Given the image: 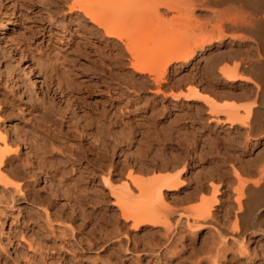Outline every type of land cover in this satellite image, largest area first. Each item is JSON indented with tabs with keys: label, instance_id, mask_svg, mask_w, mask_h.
<instances>
[{
	"label": "rangeland",
	"instance_id": "rangeland-1",
	"mask_svg": "<svg viewBox=\"0 0 264 264\" xmlns=\"http://www.w3.org/2000/svg\"><path fill=\"white\" fill-rule=\"evenodd\" d=\"M72 2L0 0V23L7 26L0 31V124L8 136H13L14 142L21 143L16 161L20 169L23 160H31L33 155L22 142L28 134L41 139L49 136V132H59L62 136L69 132L66 142L56 135L57 141L52 143L56 154L53 164L63 165L65 161V166L69 165L67 147L81 144L89 149L93 139L100 134L106 140L109 151L105 165L121 171L120 175L115 171L111 174L114 188L127 183L125 174L128 165L135 170L143 166L141 169L146 172L134 173L144 180L154 173L176 175L186 164V172L181 175L185 184L176 195L167 196L168 204L177 212H182L197 206L201 197H211L208 195L210 192H205L204 196L198 195L191 202L184 200L193 191L196 177L204 173L201 178L209 179L204 181V185L208 187L210 181L220 189L216 198L221 206L214 208V215L221 219L219 226L226 232L206 227L195 235L183 225L172 226L175 231L169 242L161 236L165 233L162 227L153 230L142 228L135 234L129 230L131 222L125 224L119 217V211L112 205L113 198L101 184L100 174L97 173L95 181L87 176L82 180L77 178L78 184L71 187L74 192L71 195L64 193L66 186H49L43 181V174L32 171L37 175H30L28 181L34 180L33 186L41 197L48 195L51 205H54L53 210H49L55 212L54 222L51 223L54 233L44 226L43 218L39 217L42 210L35 205L22 199L13 208L0 204V264H26L27 258L32 257V251L20 238L30 234L23 224L24 213L43 224L46 229L44 235L49 236L47 239L51 240V244L55 241L53 264H210L208 258L222 245L219 244V232L226 235V250L220 264H264V200L250 209L252 217L258 218L256 227L262 233L252 235L253 220L248 222L246 250L243 253L237 250L234 240L227 234L234 224L237 209L233 188L238 182L232 175L233 169L248 168L251 171L243 172L241 177L253 181L259 179L258 168L264 165V114L257 117H261L260 124L257 123L259 119H255L259 130L255 140L244 144L245 130L239 126L232 129L228 124L215 123L212 121L215 117L208 114L205 104L172 99L197 87L202 94L213 97L218 105H251L256 95L254 86L246 82L229 84L218 70L233 68L247 62L249 57L256 60V44L237 39L239 35L235 30L225 31L220 41L214 39L205 44L188 62L170 64L165 73L166 81L156 95L157 88L149 77L132 70L124 47L115 40L107 39L81 12L70 11L68 8ZM229 2L236 3H232L233 0ZM228 4L215 9L221 11L230 7L233 13L238 7L226 6ZM174 14L168 13L166 17L170 19ZM188 16H181V20L177 16L173 19L175 22L166 25L164 44H170L175 49L194 36L204 38L206 35L207 38L217 32L216 22L208 10L198 9L193 16ZM211 28L215 31L212 32ZM244 35L247 34L241 33L240 36ZM148 45L147 48H150L151 44ZM242 71L243 68L241 72L239 70V75L250 76ZM219 118L224 119L223 116ZM81 131L85 135L83 138H79ZM46 140L49 151L50 139ZM192 141L195 144H191ZM89 151L92 152L88 157L95 161L93 146ZM135 156L140 164H136ZM166 164L171 166L162 169ZM214 166H218L220 171H216ZM76 167L86 170L88 164L81 160ZM70 196H74L73 199ZM229 201L233 210L224 221L221 215L229 207ZM135 202L138 205L142 200ZM65 227L67 232L62 233ZM125 235L136 242L137 252H132V243L125 244ZM62 246L65 249L59 251ZM125 247L129 249L126 251ZM44 253L49 255L51 252Z\"/></svg>",
	"mask_w": 264,
	"mask_h": 264
},
{
	"label": "bare ground",
	"instance_id": "bare-ground-1",
	"mask_svg": "<svg viewBox=\"0 0 264 264\" xmlns=\"http://www.w3.org/2000/svg\"><path fill=\"white\" fill-rule=\"evenodd\" d=\"M229 1L230 0H73L68 9H70V11L81 12L83 17L88 19L96 29L101 30L107 39L115 40L117 44L119 43V45H122L125 53L129 56V61L133 68L132 70L137 74L147 75L149 77L157 88L155 91L156 95L161 91V84L166 81L165 73L170 64L173 62H188V60L194 56L196 50L201 49L205 44L210 43L214 39L220 41L224 34H226L225 31L232 32L235 30L239 35L237 39L254 42L258 48H256V53H258L256 60H254L255 58L252 59L253 57H249L248 60L246 59L247 62L239 63L233 68H221L218 70L219 75L229 84L246 82L254 86L256 89L254 93L256 95L255 99L253 97L254 100L251 105L243 107L229 105L221 106L214 101L213 97L208 94H202L197 87H194L186 94L172 97L173 100L181 98L185 102L205 104L208 108V114L215 117L212 119L215 123L228 124V127L232 129L234 126H239V128L244 129V144H247L249 141L255 140L254 136H256L258 134L257 131H259L258 125L256 126L255 124V119H257V121L259 119V122H256L260 124L261 117H257L260 115L263 116L264 114V0H233L234 2L232 3L236 2L239 5H235L236 3L234 5L230 4ZM228 3L232 5V7L238 6L235 9L236 12L233 10L235 14L234 12L232 13L230 7H226V9L221 11L215 9ZM229 4L226 6H230ZM198 9L209 11L211 18L216 22L215 28L217 32L215 29L211 28L212 32H216V36H213L215 32L212 36H207V38L206 35L204 38L194 36V39L192 38L193 40L189 38L190 40H188L185 45L181 42V44H179L181 46L175 49L174 46L162 42L166 35V25L171 21L173 22V19H176L177 16L179 19L181 16L183 17V15L193 16L194 12ZM123 10H127V12L123 13ZM181 11H183L182 15L180 14ZM168 13H175L176 15H172L171 18L168 19V17H166ZM179 14L181 16H179ZM6 28L7 26L4 23H0V31ZM240 32L242 34H247V37L245 35L240 36ZM248 34L251 37H249ZM201 36H204V34L202 33ZM147 44H149L148 47L151 44V47L147 48ZM241 68H243V71L249 73L250 76L239 75L238 72L239 70L241 72ZM228 86L231 87V85ZM239 110H242V112L240 111L242 114H240ZM219 116H223L224 119H220ZM1 127L0 124V187L2 188L0 190V204L13 208L18 204L20 199H22L26 203L35 205L42 210H40L41 213H39V217H41V219L43 218L42 220L44 222H42L44 226L50 229L51 233H54L51 229L53 226L51 223L54 222L53 217L55 212L51 213L49 210H53L54 205H51L52 202L49 201L48 195L41 197V193L33 186V183H35L33 182L34 180L28 181L27 178L37 175L32 171H38L40 174H43V181L49 183V186L53 187L56 186V184L57 186H66V189L62 187V189L65 190L64 193L71 195L74 194L71 187H75L74 185L79 179L82 180V178L87 176L91 181H95L98 177L97 173L100 174L103 188L108 190L109 196L114 200L112 205L119 211V217L125 224L131 222L129 230L135 234L142 228L149 227V230H153L152 228L162 227L165 229V233L161 236L165 242H169L173 231H175L171 229L172 226L176 228V226L183 225L191 231V234H195L206 227L221 229V232L223 230L225 231V229L219 226L221 219H217L214 215V208L221 206L216 198V195L220 194V189L210 181H208L209 188L206 187L204 181L207 182L209 179L205 176L204 179L201 178L204 173L201 177H199L200 175L198 174L199 176L196 177V179L194 178L195 187L191 193L187 192L188 195L185 196L184 200L191 202L195 200L198 195L206 194L205 192H210L208 195L211 197H201L197 206L182 212H177V210L170 207L168 204L169 202H167L166 199L167 196H169V194L173 196L176 195L185 184L181 179V175L186 172V164H183L181 171L179 173L177 172L176 175L163 174L161 176L154 173L151 178H145L147 180H143L138 177L139 175H135L136 172L141 174L144 172L145 169H141L143 166L135 170V167L132 168V166L130 167V165L127 164L130 167H127L128 170L126 169V171L128 172L125 174L127 183L122 187L114 188L111 182V174L115 171L117 175H120L121 171L118 172L117 168L112 169L111 165H105L104 162L107 157L108 147L106 140L103 136L101 137L100 134L97 135L90 144L94 148L92 156L95 161L88 157L89 152H92L89 151L91 146L88 149L78 144L75 147L66 148L69 154L66 158L69 165L66 166L65 161L62 163L63 165L58 163L57 165L53 164L52 160L55 158L56 154L54 152L55 149L52 147V143L54 144L55 141H57L56 135L66 142L69 132L64 133L63 136L59 134V132L58 134L49 132V136L45 135V137L41 139L31 134L25 135L26 137L23 136L24 139L21 136H17L18 139L22 138V142L27 145L31 154H33L31 160H23L20 169L16 161H18L17 159L19 158V146L21 143L18 144V142H14L13 136H8V132L3 127L1 129ZM83 137H85V135H83L81 131L79 138ZM46 139H50L51 149L49 151L46 149ZM194 142L191 144H195ZM138 156L139 155H137V157ZM137 157L135 156L134 160L136 164H140L138 160L139 157ZM81 160H84L88 164L86 170H80V167H76ZM92 164L95 167H93ZM170 166L166 164L162 169L166 170ZM263 166L264 165H261L260 169L257 167L259 170L258 174L260 175L257 174L259 179L256 178V180L254 179L255 181H248L241 177L243 172L248 173V168L243 170L234 168L232 171L233 177L235 180L237 179L238 182L236 187L233 186V193L235 195L233 201L237 209L234 213V224L231 228L229 227L230 230H227V234L234 240V244L240 253L246 250V245L244 246L246 241L245 238L248 234L246 227L250 220H253L251 224L254 228L253 231H251L252 235L262 233L261 230L257 228L258 218L255 219V216L252 217L253 214H251L252 212H250V209L254 207L255 203L258 204V202L260 203L261 200H264ZM68 167H70L69 171H67ZM89 167H92V169H89ZM214 167L217 168L218 166ZM214 167L212 168L215 171L216 169ZM254 168H256V166ZM254 168L253 170H255ZM146 171L147 170H145V172ZM216 171L220 170L217 168ZM21 174L23 176H21ZM41 177L42 176H40L39 179H41ZM69 185L70 188H68ZM218 186H220V184H218ZM84 190L86 189H81L80 191ZM165 192L168 194L166 195ZM73 197L71 198L73 199ZM138 200H142V202L137 205L135 201ZM228 200L229 199H227V201ZM232 210L229 201V207H227L223 215H221L222 220L225 221V219H228L229 216H231ZM24 223L25 230L30 232V234L21 235L20 238L26 243L25 245H27L29 251H32V257L27 258L24 256L29 259L28 261L25 260V263L32 264V261L33 264H41L49 261L50 263L48 264H53L52 259L55 255L53 250H56L54 245L55 241L53 240L54 242L51 244V240L47 239L49 236L44 235L46 234L44 232L46 229L44 230L43 224H39L32 218L25 216V213L23 215V224ZM67 229L68 228L65 227L62 233H66ZM222 233H218L219 244L222 245H219L215 249L214 255L208 258L210 264H220V260L224 257V252L226 250V235H222ZM52 237L55 239L54 235H52ZM124 239L125 244L129 243L130 245V243H132V252H137L138 247L136 242L133 239H128L126 235ZM128 247H125L126 251L129 249ZM61 249L65 248L63 246L58 248L59 251ZM46 251L51 253L47 255L44 253ZM106 264L110 263L108 262ZM116 264L122 263L119 262Z\"/></svg>",
	"mask_w": 264,
	"mask_h": 264
}]
</instances>
